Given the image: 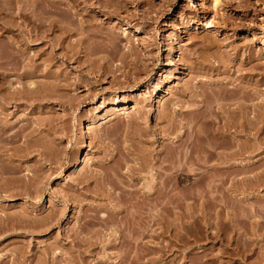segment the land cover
<instances>
[{
  "label": "rangeland",
  "instance_id": "1",
  "mask_svg": "<svg viewBox=\"0 0 264 264\" xmlns=\"http://www.w3.org/2000/svg\"><path fill=\"white\" fill-rule=\"evenodd\" d=\"M249 3L251 4L249 9L253 11L251 14H256L255 20L246 21L248 23L246 28L235 32L236 24L233 25L232 20L239 22V17L248 13L249 9L246 8V5ZM214 5L215 0H144L140 6H136V3L132 2L120 14L111 17L101 16L99 21L103 23L104 31H102L110 33V30H113L112 34L117 38L119 48L116 58L107 64L110 75L107 74L102 79L103 71L98 68L99 62L89 60L85 56V50L87 47H91V42L90 46L85 42L81 45L77 44L76 38L78 39L80 36L74 34V31H70L69 34L65 33L63 29L47 32L41 27L37 28V25L23 27L20 25L23 20L19 16L14 18L11 12L9 13L8 0H0V120L3 121L0 124V127H3L0 128V138L6 139L5 142L0 139V264H14L13 262L18 259L19 262H15V264H22L23 261H25L24 264H42L43 261L45 264H264V143L258 142L260 147L254 150L252 147L254 142L250 145L251 141L239 137L238 141L233 143L235 144L234 148L231 149L235 151L236 156L231 160L238 169L229 171L225 167L230 161L225 159L224 153L230 150H227V144L232 143L220 137H218V141L217 137L210 134L211 128L207 129L210 126L208 124H206L207 127H203L205 130L199 131L198 135L192 134L194 137H191L190 132L194 133V131L188 128L192 127L194 123L192 121L191 126L190 117L189 120L188 115L180 113V111L184 112L185 107L193 105L187 97L181 96L180 91L199 84V80H208L209 78V74L203 72L191 73L190 66L194 65L197 60L205 59L208 64H211L210 61H215L217 57L220 59L224 50L231 49L232 45L248 44L253 46L257 54L260 52L263 56L261 62L264 61V0H220L218 6L214 7ZM254 8L255 10H253ZM95 14L92 16L95 17ZM14 20L15 22H13ZM60 30L63 34H60ZM105 33L103 35H106ZM47 34L49 36L46 38ZM63 35L65 36L64 42L60 38ZM59 40L62 43H59ZM6 44H9L8 48ZM95 45L97 44L95 43ZM95 45L92 44L91 48ZM213 46L216 48L213 49ZM78 49L79 52L76 53L75 51ZM219 52L220 55H218ZM123 53L142 56L143 62L149 65L148 70L133 71L123 61ZM65 55L69 56V59ZM78 57L81 58L79 61H77ZM235 62L239 67L240 59ZM49 69L60 74V82L64 81L61 84L56 81L61 87H65L64 90H58L55 87L57 85L53 83L56 82L55 78L46 76V71ZM258 70L247 76L253 83L264 77V70H262L263 72ZM111 71L118 74L116 80H114V74ZM222 76L216 78L220 79L219 77ZM100 78L104 83L98 82ZM229 84L227 88H229ZM203 87L207 86L203 85ZM261 87L263 90L264 86ZM51 90L53 98L51 95L50 98L45 95V92L49 93ZM60 93H63L62 97L59 96ZM62 100L68 102L66 107L61 104ZM168 104L169 106H167ZM184 104V108H181ZM190 107L193 108V106ZM161 113L163 116L166 114L168 119L176 120L177 128H175V123H171L172 120L164 119ZM159 116H162L163 121L159 120ZM4 120H8V123L4 124L6 122ZM50 121L52 122L50 128L56 129L57 132L48 131ZM168 122L171 123L170 127H168ZM163 126H166L168 131L166 130L164 133L162 131L163 134L157 135V137L153 134L151 136V131L146 133V129H158ZM185 133L190 134L189 137ZM19 134L23 136L20 135V137ZM15 136L17 138L13 140V143L11 138ZM186 136L187 142L183 140L186 139ZM179 137L182 140H178ZM6 141L9 142L6 144ZM180 141H184V145L179 143ZM202 142L210 145L213 142L215 146L213 145L211 148L217 149L218 147V149L207 148L208 145L206 146L205 143L203 145ZM180 144H182L181 148L178 146ZM177 147L180 151L182 148L183 151L185 149V152L190 155V158L187 154L185 155L187 158L181 157L185 162L188 161V163L186 162L188 167L183 165L187 168V172L182 164V168H178L180 165L177 162L182 160L180 155L178 156L180 161L176 156L180 152L175 149ZM18 149H21L20 152ZM173 150L177 152L176 155ZM203 150L209 152L213 157L210 156L211 160L208 159L210 161L208 164L205 160L208 155L205 152V158ZM148 154L150 155L148 156ZM191 154L194 156L197 154L196 156H200V159L201 157L205 158L201 159L202 162L206 161L203 163L205 167L198 170L197 165L190 164V161L193 160L191 163H194V160H197ZM169 155L178 160L172 159L173 162H170L172 160ZM162 156L172 163L177 171L179 170L176 172L173 168L175 173H172L170 177L172 179H169L170 183L168 184L172 189H168L169 196L171 195V202L167 203L168 205L166 203L164 205V200H161L162 203L160 200L154 199L161 193L159 184L164 171L160 167ZM134 157L139 158L140 161ZM119 158L124 159L120 165ZM159 160L160 162H158ZM123 161L132 166L133 170L126 165L121 170L123 176L119 171L120 174L118 173L117 177L122 176L120 179H123L122 181L126 184L123 185L126 187V182L129 184V181L133 180V184L130 181L127 190L135 187V182L140 180L136 192L146 195H142V199H139L141 198L140 194L128 190L130 193L137 194L138 200L134 198L135 200L132 202L130 200L132 193L125 191L122 184L120 188H124V193L120 192L123 188L120 191L118 189L120 184L115 188L117 190L114 189L118 193L114 192L113 188L110 189L111 185L107 186L110 191L106 189L104 181L107 179V175L110 171L117 172V168L121 164L123 165ZM136 161L142 167V162H145L143 163L145 167L140 168L141 171L139 168L136 169V166L139 167ZM167 161L163 163V166L168 168L170 165L167 164ZM212 164H216V168L210 169L209 166ZM171 168L170 171L173 172ZM37 172L41 173L38 176L41 180L36 177ZM111 172L110 174H112ZM159 172L161 173L159 174ZM35 173L36 176H34ZM132 173L133 176L130 177ZM112 175L110 176L111 181L116 184L117 180L112 179ZM82 176L83 178L86 176L87 178L84 180L88 181L81 184L89 185L91 190L81 189L83 186L78 185L80 182L77 180H81ZM34 177L38 179V182ZM145 178L147 181L144 180ZM209 180L215 184L210 186V183L207 186ZM31 182L33 186L29 184ZM194 182L197 185L200 184V187L196 188L197 185ZM202 183L205 185H201ZM154 184L159 188L155 187L153 191H150L149 189H152ZM149 185H153L152 188L148 187ZM29 188L33 189V195H30L31 191L29 190L31 189ZM135 188H133L134 191ZM96 189L104 191L105 193H102L105 195L109 191L111 198H108V195L103 197V194L100 195L101 192L95 191ZM119 192L121 195L123 193V196ZM147 192L156 194L147 196ZM133 194L132 196L136 197ZM158 196L159 199H163L160 194ZM149 197H153V200L150 199V201ZM128 199L130 204H128ZM140 200L151 203L142 207L146 202ZM136 202L138 203L137 207L132 206ZM139 202H141V206ZM128 207L144 209L141 212V208H138L140 210L136 209L137 212L135 210L132 213L133 216L130 212L134 209L127 210ZM94 210L96 213L98 212V215L96 214L97 216L95 215L93 220L91 217L95 213ZM88 213L91 214V217ZM125 213L131 215L126 216ZM135 213L137 216V213H142V216L139 214L143 217H139L142 221L139 218L135 219V217L137 218ZM107 215L111 220L107 219ZM101 216H104L105 219ZM125 216L126 218H124ZM100 217L101 220H98L97 218L100 219ZM112 217L114 220L119 218L120 221L112 222ZM127 217L130 218L127 219ZM124 219L127 222L130 220V222L126 225V221L122 222ZM20 221L24 223V226ZM108 222L111 224L108 225ZM133 222L136 223L135 226ZM39 223L44 228L39 227ZM128 226L129 228H127ZM144 226L147 227L145 231L142 229ZM148 228H153L149 234L151 238L144 233L146 231L149 233ZM65 231L71 232L70 235ZM78 232L80 235L77 234ZM66 233L67 235H65ZM73 233L79 236L76 237L77 235L74 236ZM72 238L76 241H72ZM50 246L55 248L54 251L52 250L53 253L45 254L44 249ZM15 252L17 255L19 253L21 258L15 257ZM28 255L30 256L28 257ZM55 255L57 256L54 257L56 260H51L50 258ZM13 257L15 258L12 261Z\"/></svg>",
  "mask_w": 264,
  "mask_h": 264
},
{
  "label": "bare ground",
  "instance_id": "2",
  "mask_svg": "<svg viewBox=\"0 0 264 264\" xmlns=\"http://www.w3.org/2000/svg\"><path fill=\"white\" fill-rule=\"evenodd\" d=\"M259 1V0H258ZM8 2H9V13L11 12V15H12V17H14V18H16V17H20V19L21 20H23L22 22H21V24L20 25H22L23 27L24 26H29V25H37V28L38 27H41V28H43V29H45L47 32H49V31H51V32H53V31H55V30H57V29H63L64 31H65V33H69L70 31H74V34H76V35H79L80 37L77 39L76 38V43L77 44H84V42L87 44L88 43V45H89V43H90V45H91V47H92V44H94L95 45V43L97 44V45H95V46H97L96 48H94L95 46H93V48H89V47H87L86 48V50H85V56L87 57V58H89V60H93L94 62H96V61H98L99 62V70L101 69L102 71H103V73H102V75H101V77H102V79H103V77H105L107 74L108 75H110L108 72H109V70H108V63H111L112 62V60L114 59V58H116L115 56H117L116 54L119 52V48H118V43H117V38L112 34V33H114L113 32V30H110V33L108 32V33H105V32H103L104 30H103V23H101L100 21H99V18L101 17V16H107V17H111L112 15H115V14H120V12H124V10H125V8H127V7H129L130 6V4H132V2L133 3H136V6H140V5H142L143 4V2H144V0H8ZM3 3V2H2ZM219 3H220V0H215V5H214V7H216V6H218L219 5ZM247 3V2H246ZM8 5V4H7ZM246 5V4H245ZM250 3L249 4H247L246 5V8H248L249 9V7H250ZM253 10H255V8L253 9ZM259 10V9H258ZM92 12H94V13H96L94 16L95 17H93L92 16V14H94V13H92ZM247 12L248 13H246L245 15L243 14V16L242 17H239V22H233V20H232V24L234 25V23L236 24V27H235V32L236 31H241L242 29H244V28H246V26L248 25V23L246 22V21H254L255 20V18H254V16L256 15L255 13L252 15L251 14V12H253L251 9H249V10H247ZM255 12V11H254ZM261 12V11H260ZM259 12V13H260ZM10 15V16H11ZM258 15V14H257ZM6 16V15H5ZM131 16V15H130ZM133 16V15H132ZM23 19H22V18ZM228 17H229V15H228ZM13 18V19H14ZM231 18H232V16H231ZM257 18V17H256ZM18 19V18H17ZM150 19V18H149ZM19 20V19H18ZM152 20V19H151ZM234 20H237V19H234ZM4 21V20H3ZM225 21L226 22H228V20L227 19H225ZM13 22H15V20L13 21ZM20 22V21H19ZM208 22V21H207ZM10 23H11V21H10ZM209 23V22H208ZM250 23V22H249ZM12 24V23H11ZM17 24H18V22H17ZM227 24H229V23H227ZM226 24V25H227ZM225 26V25H224ZM228 26V25H227ZM240 26H241V28H240ZM14 28V27H13ZM22 28V27H21ZM41 28H39V29H41ZM104 28H105V26H104ZM111 28V27H110ZM227 28V27H226ZM35 29V28H34ZM38 29V30H39ZM42 29V30H43ZM118 29V28H117ZM45 30H44V32H45ZM103 30V31H102ZM36 31V30H35ZM58 31V30H57ZM252 31V30H251ZM60 32H61V30H60ZM55 33V32H54ZM106 34V35H103V34ZM125 33V32H124ZM50 34V33H49ZM49 34H47L46 35V38L49 36ZM60 34H63L62 32L60 33ZM59 34V35H60ZM70 34V33H69ZM68 34V35H69ZM255 34V33H254ZM58 35V34H57ZM65 35V34H64ZM61 36L60 38L62 39V41L64 42V39H65V36ZM124 35V34H123ZM253 34L251 33V36H252ZM43 36V35H42ZM41 36V37H42ZM124 37V36H123ZM128 37V36H127ZM191 37V36H190ZM254 37V36H253ZM59 38V37H58ZM130 39V38H129ZM49 40H51V39H49ZM128 40V39H127ZM204 40V39H203ZM252 40V39H251ZM131 41V40H130ZM129 41V42H130ZM207 41V40H206ZM218 41V40H217ZM14 42V41H13ZM61 41L59 40V43H60ZM92 42H94V43H92ZM196 42V41H195ZM62 43V42H61ZM133 43V42H132ZM199 43V42H198ZM198 43H196V44H198ZM9 44H11V43H9ZM8 44V45H9ZM195 44V45H196ZM214 44V43H213ZM7 45V44H6ZM8 45H7V48H8ZM87 45V46H88ZM89 45V46H90ZM132 45V44H131ZM209 45V44H208ZM232 45V44H231ZM236 45V44H235ZM235 45H232V48L231 49H228V50H224L225 52H223L222 54H221V57H220V59H217L216 58V60H218V62H215V61H210V62H214V63H218V64H208L207 62H206V60L204 61V60H202L201 59V61H198L197 60V62L194 64V65H191L190 66V70H191V73H193L194 72V74L196 73V74H198V73H200V72H203V73H206V74H209V78H208V80L207 79H202V81L201 80H199L200 81V83L199 84H194V85H192V87H189V88H185V89H182V91H180V94H181V96H185V97H187L188 98V100L189 101H191L190 103H192L193 105H190V106H193V108H191L190 106H188V107H185V110H184V112L183 111H180V113H185L186 115H188V119H189V117H190V123H191V126H192V124H193V126L192 127H189L188 129H191L192 131H194V133H192V132H190V134H191V137H194V136H192V134H199V131H203V127H207L208 125H210L207 129H210V132L208 131V133H210V134H212V136H215V137H217V140H218V137H220V138H222V139H224V140H227L228 142H230V143H232V144H227L228 146H226L227 147V150L228 149H233L234 147H233V145H235V144H233V143H235V141L239 138V137H242V139L243 138H245V139H247L248 141H251V143H250V145H252V142H254V144L252 145V147H254L253 149L255 150V149H257L258 147H260L259 145L260 144H263L264 143V89L262 90L261 88H263V87H261L262 85L264 86V77L263 78H260L261 80H259L258 82L256 81L255 83H253V81H251V79H248L247 78V76L248 75H252L255 71H257L258 69H260L261 71L262 70H264V61L263 62H261V60L263 59V56L260 54V52H259V54H257L256 53V51H255V49L253 48V46L252 45H242V46H235ZM11 46H13V45H11ZM198 46V45H197ZM216 46V45H215ZM215 46H213V49L214 48H216ZM83 47V46H82ZM208 47V46H207ZM11 48V47H10ZM210 48V47H209ZM245 48V49H244ZM81 49V48H80ZM83 49V48H82ZM81 49V50H82ZM222 49H224V48H222ZM226 49V48H225ZM80 50V51H81ZM84 50V49H83ZM130 50V49H129ZM145 50V49H144ZM54 51V50H53ZM201 51V50H200ZM217 51V50H216ZM219 51V50H218ZM217 51V52H218ZM221 51V50H220ZM231 51H233V52H231ZM76 53H78L79 52V49H78V51H75ZM74 52V53H75ZM149 52V51H148ZM147 52V53H148ZM209 52V51H208ZM76 53H75V55H76ZM82 53V52H81ZM214 53H216V52H214ZM242 53V54H241ZM12 55H13V53H11ZM124 54V62H125V64L127 65H129V67L131 68V69H133V71L135 70V71H138V72H141V71H147L148 69V66L149 65H147L145 62H143V58H141L140 56H138V55H135V56H133V55H131V53L129 54V53H123ZM136 54V53H135ZM8 55H9V53H8ZM198 55H200V54H198ZM198 55H197V57H198ZM218 55H220V52L218 53ZM242 55V56H241ZM10 56V55H9ZM65 56H67V55H65ZM210 56H211V54H210ZM6 57V56H5ZM4 57V58H5ZM13 57V56H12ZM68 58L67 59H69V56H67ZM71 57V56H70ZM148 57V56H147ZM200 57V56H199ZM203 57V56H202ZM209 57V56H208ZM214 57V56H213ZM11 58V57H10ZM58 58V57H57ZM204 58V57H203ZM215 58V57H214ZM33 59V58H32ZM67 59H65L66 60V62H68V60ZM79 59H81L80 57H78L77 58V61H79ZM122 59V58H121ZM193 59H194V55H193ZM196 59V58H195ZM240 59V61H241V63H239L240 64V66H242V67H238V66H236V62L235 61H237V60H239ZM16 60V59H15ZM14 60V61H15ZM18 60V59H17ZM20 60V59H19ZM31 60V59H30ZM29 60V61H30ZM83 60V59H82ZM13 61V62H14ZM97 62V63H98ZM195 62V61H194ZM209 62V63H210ZM10 63V62H9ZM2 64V63H1ZM18 64H20L19 62H18ZM113 64V63H112ZM5 65V64H4ZM9 65V64H8ZM16 65V64H15ZM21 65V64H20ZM117 65V64H116ZM32 66V65H31ZM96 66V65H95ZM121 66V65H120ZM124 66V65H123ZM248 66V67H247ZM3 67V66H2ZM5 67V66H4ZM9 67V66H8ZM35 67V66H34ZM34 67H33V69H34ZM120 68V67H119ZM131 71V70H130ZM259 71V70H258ZM260 71V72H261ZM112 73H113V71H111ZM263 72V71H262ZM115 73V72H114ZM113 73V74H114ZM203 73H201V74H203ZM112 74V75H113ZM128 75V74H127ZM223 75V76H222ZM46 76H48V77H53V78H55V81L57 80L58 81V83H60L61 84V82H63L64 80H61V82H60V80H59V76H60V74H58V73H55V72H52V71H50V69L49 70H47L46 71ZM87 76V75H86ZM217 76H222V77H219L220 79H218V78H216ZM254 76V75H253ZM113 77H114V80H116L117 78H118V74H114L113 75ZM133 77V76H132ZM215 77V78H214ZM250 77V76H249ZM194 78V77H193ZM204 78V77H203ZM253 78V77H252ZM254 80V79H253ZM57 81L56 82H53V83H55V85L57 84ZM190 81V80H189ZM4 82V81H3ZM98 82H100V83H104V82H102V80H101V78L98 80ZM114 82V81H113ZM253 83V85H252V83ZM1 83V82H0ZM194 83H196V82H194ZM229 83H231L232 85H230ZM32 84V83H31ZM228 84H229V88H227V86H228ZM254 84H255V86H254ZM203 85H206L207 87H203ZM248 85V86H247ZM251 85V86H250ZM52 86V85H51ZM53 86H54V84H53ZM62 86H64V84H62ZM231 86V87H230ZM252 86H254V87H252ZM55 87H57V89L58 90H64L65 89V87L63 88V87H61V85H59V84H57ZM261 87V88H260ZM179 89V88H178ZM44 91V90H43ZM46 91H47V89H46ZM8 92V91H7ZM53 93V91L51 90L49 93H46L45 92V95L47 96V97H49L52 93ZM42 93V92H41ZM56 93V92H55ZM43 94V93H42ZM8 95V94H7ZM42 96H44V95H42ZM45 96V97H46ZM52 96V97H51ZM50 97L51 98H53V96L54 95H51ZM56 96V95H55ZM59 96L60 97H62L63 96V93H60L59 94ZM5 97V96H4ZM45 97H44V99H45ZM49 97V98H50ZM8 98V97H7ZM38 98V97H37ZM48 98V99H49ZM64 98H65V96H64ZM199 98H201V99H199ZM5 99H6V97H5ZM14 100V99H13ZM39 100V99H38ZM70 100V99H69ZM10 101V100H9ZM67 103L68 102H66V101H63L62 100V102H61V104H64V107H66V105H67ZM189 103V104H190ZM124 105V104H123ZM71 106V105H70ZM73 106V105H72ZM121 106V105H120ZM167 106H169V104L167 105ZM183 106H185V104L184 105H182L181 106V108L183 107ZM123 107H125V106H123ZM113 108H114V106H113ZM120 108H122V107H120ZM166 108H168V107H166ZM184 108V107H183ZM187 108H188V110H187ZM117 109V108H116ZM123 110H124V108H122ZM117 111V110H116ZM174 112V111H173ZM172 112V113H173ZM5 113V112H4ZM163 113H165V112H163ZM163 113H161V115L163 116ZM179 113V114H180ZM110 114V113H109ZM0 115H1V113H0ZM160 115V114H159ZM169 115V114H168ZM185 115V116H186ZM6 116H7V114H6ZM5 116V117H6ZM162 116H159L158 118H159V120H162L163 121V118L164 119H168V118H166V117H168L166 114H165V116H163V118H162ZM171 116V115H170ZM173 117V116H172ZM1 119V118H0ZM137 119V118H136ZM169 121L170 120H172V118H169L168 119ZM4 121H6V120H4ZM8 121V120H7ZM4 122V124L5 123H8V122ZM25 121V120H24ZM176 121V120H175ZM175 121L174 120H172L171 121V123L173 122V123H175ZM192 121H193V123H192ZM0 124H2V120H0ZM161 122V121H160ZM25 123V122H24ZM42 123H43V121H42ZM41 123V124H42ZM163 123V122H162ZM169 123V124H168ZM167 124H168V127H170V122H168ZM9 124H10V122H9ZM41 124H39L40 126L39 127H41ZM49 124V123H48ZM51 124H52V122L50 121V126H49V128H48V131L49 132H52V131H56V129L54 130L53 128H50L51 127ZM206 124H208V125H206ZM47 125V124H46ZM45 125V126H46ZM132 125V124H131ZM159 125H160V123H159ZM174 125V124H173ZM175 128H177V124L175 123ZM200 125H202V127H200ZM20 126V125H19ZM22 126V125H21ZM172 126V125H171ZM166 127V126H165ZM165 127L163 126V127H160V128H156V129H151V130H148V129H146V133H147V131L148 132H150L151 133V136H152V134L155 136V137H157V135L159 136L160 134H163L164 132H166V130H167V127H166V129H165ZM172 127H174V126H172ZM202 129H200V128ZM0 128H3V127H0ZM10 128V127H9ZM8 128V129H9ZM25 128V127H24ZM56 128V127H55ZM35 129V128H34ZM37 129V128H36ZM165 129V130H164ZM169 129V128H168ZM173 129V128H172ZM172 129H171V131H172ZM4 130V129H3ZM32 130V129H31ZM176 130V129H175ZM205 130V129H204ZM6 131V130H5ZM162 131H163V133H162ZM168 131V130H167ZM0 132H1V129H0ZM3 132V131H2ZM19 132V131H18ZM41 132V131H40ZM57 132V131H56ZM55 132V133H56ZM136 132V131H135ZM144 132H145V130H144ZM143 132V133H144ZM170 132V131H169ZM201 132H200V134H201ZM17 133V132H16ZM21 133V132H20ZM32 133V132H31ZM30 133V134H31ZM52 133H54V132H52ZM145 133V134H146ZM188 133H189V130H188ZM14 134V133H13ZM190 134H187V133H185V135H188V137H189V135ZM1 135H2V133H1ZM4 135V134H3ZM21 134H19V136H20ZM27 135V134H26ZM95 135H97V134H95ZM134 135V134H133ZM9 136V135H8ZM17 137H18V134L16 135ZM14 137V138H11V140H12V142H13V140L15 139V138H17V137ZM21 136H23V135H21ZM20 136V137H21ZM28 136V135H27ZM26 136V137H27ZM98 136V135H97ZM199 136H201V135H199ZM207 136V135H206ZM3 137V136H2ZM4 137H5V135H4ZM12 137H13V135H12ZM25 137V138H26ZM127 137H128V135H127ZM190 137V138H191ZM197 137V136H196ZM205 137V136H204ZM159 138V137H158ZM213 138V137H212ZM0 139H2V138H0ZM94 139V138H93ZM206 139V138H205ZM205 139H202V140H205ZM214 139V138H213ZM4 140V141H3ZM5 140L6 139H2L1 141H3V142H5ZM9 140H10V138H9ZM19 140V139H18ZM25 140V139H24ZM178 140H182V138L181 137H179L178 138ZM183 140H186L185 142H187V136H186V139L184 138ZM195 140V139H194ZM212 140V139H211ZM103 141V140H102ZM208 141V140H207ZM207 141H206V143H207ZM213 141V140H212ZM214 141H215V139H214ZM219 141V140H218ZM218 141H216L217 143L216 144H218ZM238 141V140H237ZM240 141V140H239ZM3 142H1V143H3ZM9 142V141H8ZM7 141H6V144L8 143ZM17 142V141H16ZM96 142V141H95ZM184 141H180L179 143H185ZM258 142H260V144L258 145ZM14 143V142H13ZM199 143H200V141H199ZM205 143V142H204ZM204 143L202 142V144L204 145ZM205 143V144H206ZM209 143H210V141H209ZM206 144V146L208 145V147L207 148H211V146H213L215 143H213V142H211V144L212 145H210V144ZM10 144H11V142H10ZM182 144H180V145H178L179 147L182 145ZM258 146H257V145ZM21 145V144H20ZM184 145V144H183ZM198 145V144H197ZM245 145V144H244ZM26 146V145H25ZM107 146V145H106ZM215 146V145H214ZM262 146V145H261ZM23 147V146H22ZM21 147V148H22ZM179 147H177V148H175L176 150L179 148ZM182 147V146H181ZM180 147V148H181ZM185 147V146H184ZM187 147H188V145H187ZM202 147V146H201ZM201 147H199V148H201ZM205 147V146H204ZM203 147V148H204ZM233 147V148H232ZM251 147V148H252ZM4 148H5V144H4ZM8 148V147H7ZM13 148V147H12ZM186 148V147H185ZM202 148V149H203ZM236 148V147H235ZM6 149V148H5ZM25 149H27V148H25ZM206 149V148H205ZM211 149H216L215 147H213V148H211ZM217 149H218V147H217ZM216 149V150H217ZM246 149V148H245ZM248 149H249V147H248ZM261 149V148H260ZM264 149V148H263ZM19 150V149H18ZM21 150V149H20ZM20 150H19V152H20ZM23 150V149H22ZM195 150H197V149H195ZM199 150V149H198ZM201 150V149H200ZM208 150V149H207ZM225 150V149H224ZM228 150V152H225L224 154V156H225V159H227V160H229L230 162H229V164H228V161H227V166L225 167L226 169H228L229 171H234V170H236V169H238L237 168V166L235 165V163L233 164V157L235 156V151H233V150ZM244 150V149H243ZM259 150V149H258ZM129 151V150H128ZM166 151V150H165ZM174 151V150H173ZM178 151H180L179 149L177 150V152ZM182 151V152H181ZM177 155H176V153L177 152H175L174 151V153H175V155L177 156V158H178V156L180 155V159L182 160V158H187V157H185V155L188 153H186L185 152V149H184V151H183V148H182V150H181ZM212 151V150H211ZM249 151V150H248ZM1 152H4V151H1ZM51 152V151H50ZM119 152V151H118ZM131 152V151H130ZM170 152H172V151H170ZM185 152V153H184ZM190 152V151H189ZM203 154L205 155V152H206V154L208 155L207 156V159H205L206 158V155L204 156L205 158H203V157H201V159H205L203 162L201 161V159L199 158V157H197L196 155L197 154H195V156H194V154L192 155L191 154V156H193V157H196V159L197 160H194V163H191L192 161H190L189 163L190 164H192V165H197L196 166V168L199 170V169H202L203 167H205V165L203 164V163H209L210 161H208V159L209 160H211V155L209 154V152H207L206 150L204 151L203 150ZM242 152V151H241ZM22 153H23V151H22ZM133 153V152H132ZM173 153V152H172ZM194 153V152H193ZM200 153V152H199ZM237 153V152H236ZM42 154V153H41ZM168 154V153H167ZM200 154H202V153H200ZM200 154H198V155H200ZM213 154V153H212ZM223 154V153H222ZM240 154V153H239ZM10 155V154H9ZM51 155V154H50ZM150 154H148V156H149ZM172 155V154H171ZM188 155V154H187ZM237 155V154H236ZM14 156H15V154H14ZM48 155L46 154V157H47ZM124 156H126V155H124ZM161 156V155H160ZM190 155H188V157H189ZM203 156V155H202ZM211 156V157H210ZM213 156H214V154H213ZM223 156V155H222ZM242 156V155H241ZM20 157V156H19ZM129 157V156H128ZM155 157H156V155H155ZM169 157H170V155H169ZM175 157V156H174ZM182 157V158H181ZM236 157V156H235ZM234 157V158H235ZM51 158V157H50ZM120 158H122V157H120ZM119 158V159H120ZM135 158V157H134ZM168 158V157H167ZM171 158V160L172 159H176L175 161H177L178 159L177 158H172V156L170 157ZM190 158V157H189ZM213 158V157H212ZM223 158V157H222ZM114 159V158H113ZM126 159V158H125ZM136 160H138L139 158H135ZM155 159V158H154ZM180 159H179V161H180ZM232 159V160H231ZM47 160V159H46ZM50 160V159H49ZM53 160V159H52ZM122 160H124V159H122ZM121 159H120V162H119V165H120V163H121V161H122ZM127 160V159H126ZM141 160H144V159H141ZM149 160V159H148ZM161 162H162V164H161V169H163L164 171L162 172V175L161 176H163V177H161L162 179H160L161 180V182H160V188L158 187V185L157 186H155L156 184H154V186L153 185H149L148 187H151L152 188V186H153V188L152 189H149L150 191H153L154 190V188L155 187H157V189L159 188L160 189V191H161V193H159L162 197H163V199H159L160 197L158 196V195H156V197H154V199H158V200H164V205H165V203L167 204V203H170L171 201V195L169 196V191H168V189H172V188H170L169 187V185L170 184H168V183H170L169 182V179H172V178H170L171 176H172V173H175V171L174 170H176L175 168H174V165L172 164V163H169L168 161H167V159L166 158H164L163 156L161 157ZM184 160V159H183ZM182 160V161H183ZM187 160H189V159H187ZM235 160V159H234ZM11 161V160H10ZM38 161V160H37ZM139 161H140V159H139ZM150 161V160H149ZM165 161H167V164L169 163V165L172 167H166V166H163V163H165ZM170 161V160H169ZM182 161H180V162H177L180 166L178 167L177 166V163H176V166L178 167V168H180L181 167V164H182V167H183V165H186L187 167H188V165L186 164V162L188 163V161H186L185 162V160L182 162ZM247 161V160H246ZM260 161V160H259ZM124 162V161H123ZM122 162V163H123ZM137 162L138 161H136V164H137ZM142 162V161H141ZM147 162V161H146ZM157 162V161H156ZM158 162H160V160L158 161ZM170 162H173V160L172 161H170ZM185 162V163H184ZM225 162V161H224ZM6 163V162H5ZM118 163V162H117ZM143 163H145V162H142V165H143V167H145L144 166V164ZM175 163V162H174ZM184 163V164H183ZM18 164V163H17ZM135 164V163H134ZM138 164H139V167H137L136 165V169H138L139 168V170L141 171V169L140 168H143L141 165H140V163L138 162ZM172 164V165H171ZM248 164V163H247ZM99 165V164H98ZM102 165V164H101ZM100 165V166H101ZM105 165V164H104ZM118 165V166H119ZM127 165V163L126 162H124L123 163V165L121 164V166H119L118 168H117V172H111L112 174H110V172H109V175H107V179H105V186H106V189L108 190L109 188H107V186L109 185V187H110V185H111V188L110 189H112L113 188V191H114V189L116 188V187H118L117 185H119L120 184V186L118 187V189H119V191H120V189H122V188H120L121 187V184L123 185V184H125L122 180L123 179H120L122 176H123V174L121 173V170H122V168H124V166H126ZM192 165H189V166H191V167H193ZM245 165H246V163H245ZM115 166V165H114ZM128 166V168H130V169H132L131 167L132 166H129V165H127ZM141 166V167H140ZM163 166V167H162ZM181 167V168H182ZM185 167V166H184ZM183 167V168H184ZM191 167H189V168H191ZM247 167H248V165H247ZM246 166L244 167L245 169L247 168ZM13 168H15V167H13ZM170 168H171V170H173V168H174V170H173V172L172 171H170ZM177 168V169H178ZM186 168V167H185ZM184 168V169H185ZM209 168L210 169H214V168H216V164H212V165H210L209 166ZM40 169V168H39ZM114 169V168H113ZM119 169V170H118ZM183 169V170H184ZM245 169H244V171H245ZM15 170H17V169H15ZM43 170V169H42ZM116 170V169H115ZM133 170V169H132ZM135 170V169H134ZM154 170V169H153ZM188 170H190V169H188ZM10 171V170H9ZM119 171H120V173H119ZM129 171V170H128ZM216 172H217V170H215ZM15 171L13 170V173H14ZM17 172V171H16ZM42 172V171H41ZM135 172V171H134ZM149 172H150V170L148 171V174H149ZM161 172H159V174L161 173ZM170 172H171V175H170ZM176 172H179V170L177 171L176 170ZM182 171H181V169H180V173H181ZM186 172H187V168H186ZM214 172V171H213ZM215 172V173H216ZM221 172V171H220ZM11 173H12V171H11ZM38 174H37V176H36V173H35V175L34 176H36L38 179H39V177L38 176H40L41 175V173L40 172H37ZM120 174V175H122L121 177H117L118 175L117 174ZM129 173H131L130 171H129ZM184 173V172H183ZM225 173H226V171H225ZM228 173V175H229V172H227ZM230 173H232V172H230ZM40 174V175H39ZM93 174V173H92ZM116 174V175H115ZM153 174H155V173H153ZM158 174V173H157ZM158 174V175H159ZM113 176V178L112 179H114L115 181H116V184L115 183H113L114 181H111V178H110V176ZM134 175H135V173H134ZM209 175V174H208ZM20 176V175H19ZM91 176V175H90ZM89 176V177H90ZM115 176V177H114ZM133 176V173H132V175H130V177H132ZM92 177V176H91ZM110 179H109V178ZM116 177H117V179H116ZM138 177V176H137ZM136 177V178H137ZM150 177V176H149ZM155 177H156V175H155ZM35 178V177H34ZM33 178V179H34ZM37 178H35V179H37ZM41 178V177H40ZM82 178H83V176L81 177V180H77V181H79L80 183H78V185H80L81 183L83 184V183H85V182H87L88 180H84V178H87L86 176H84V178H83V180H82ZM103 178V177H102ZM101 178V179H102ZM153 178H154V175H153ZM17 179V178H16ZM32 179V180H33ZM34 179V180H35ZM38 179H37V182H38ZM95 179V178H94ZM104 179V178H103ZM135 179V178H134ZM211 179H214V178H211ZM14 180V179H13ZM33 180V181H34ZM39 180H41V179H39ZM145 181H147V179L145 178L144 179ZM154 180H155V178H154ZM205 180V179H204ZM31 181V180H30ZM32 181V182H33ZM131 182L133 181V180H130ZM129 181V184L131 183ZM135 181V180H134ZM138 181V180H137ZM153 181V180H152ZM156 181V180H155ZM200 182H201V180H199ZM215 181V180H214ZM213 181V182H214ZM32 182L31 183H29L30 185L32 184ZM35 182V181H34ZM123 182V183H122ZM139 182H140V180H139ZM139 182H135L136 184V188L135 187H132V189H130L129 190V188H128V190L129 191H131V190H133V192H136V189H137V184L139 183ZM144 182V181H143ZM157 182V181H156ZM197 182V181H196ZM200 182H198V183H200ZM206 182V181H205ZM127 183V187L128 186H130L129 184H128V182H126ZM150 183V182H149ZM155 183V182H154ZM203 183H204V181H203ZM201 184V185H205V184ZM211 183V184H210ZM35 184H36V182H35ZM81 184V185H82ZM91 184V183H90ZM101 184V183H100ZM131 184H133V182L131 183ZM194 184L195 185H197V183H195L194 182ZM210 184V186L212 185H214L212 182H210V180H209V183H207L206 185L208 186ZM4 185V184H3ZM37 185V184H36ZM104 185V183L101 185V188H102V186ZM126 185V184H125ZM28 186V185H27ZM32 186H33V184H32ZM38 186H39V183H38ZM37 186V187H38ZM83 186V185H82ZM124 186V185H123ZM134 186V185H133ZM200 187V184H198L197 186H196V188L197 187ZM19 187V186H18ZM28 187H30V186H28ZM35 187V186H34ZM33 187V188H34ZM87 187H89V185H84L83 187H81V189L82 188H86L85 190H87V191H89V190H91L90 189V187L89 188H87ZM125 187V191L127 190V187L126 186H124ZM175 187V186H174ZM195 187V186H194ZM76 188V187H75ZM78 188V187H77ZM133 188H135V191H134V189ZM205 188V187H204ZM29 189H31V190H29V191H31L30 193V195H33L32 194V188H29ZM37 189V188H36ZM36 189H34V190H36ZM94 189V188H93ZM103 189H104V191H106L107 192V190H105V187H103ZM110 189H109V191H110ZM147 189V190H148ZM189 189V188H188ZM195 189V188H194ZM25 190V189H24ZM39 190V189H38ZM70 190H71V188H70ZM99 191H97V189L95 190L96 192H101V194L100 195H102L103 193H105L104 191H101L100 189H98ZM115 190H117V189H115ZM123 190H124V188L122 189V191H120V192H123ZM127 190V192L128 193H130L129 191ZM141 190V189H140ZM148 190V191H149ZM198 190H199V188H198ZM26 191V190H25ZM28 190L26 191V192H29ZM37 191V190H36ZM36 191H34V192H36ZM75 191V190H74ZM80 191V190H79ZM87 191H86V193H87ZM108 191V196L107 195H105V194H103L102 196L104 197V196H107L108 198H111L110 196V192ZM138 191V190H137ZM142 191V190H141ZM157 191V190H156ZM92 192V191H91ZM103 192V193H102ZM114 192H116V193H118L117 191H114ZM120 192H119V194H120ZM133 192H131L132 194H133ZM99 193H97L98 195H99ZM124 193V192H123ZM123 193H122V195L121 196H123ZM130 193V194H131ZM137 194H140V196H141V198H139V199H142V195H144V194H142L141 195V193H139V192H136ZM155 193V192H154ZM153 192H147L146 194H147V196H154L153 194H154ZM28 194V193H27ZM126 194V193H125ZM132 194H131V197L133 198H131L130 196V200L133 202V200H135V199H137V194L135 195V194H133L134 196H136V197H133L132 196ZM156 194V193H155ZM163 194V195H162ZM72 195V194H71ZM110 195V196H109ZM116 195V194H115ZM118 195V194H117ZM116 195V196H117ZM119 195V196H120ZM70 196V195H69ZM73 196V195H72ZM118 196V197H119ZM144 196H146V195H144ZM34 197V196H33ZM73 197H75V196H73ZM117 197V198H118ZM124 197H125V195H124ZM128 197V198H129ZM159 197V198H158ZM161 197V198H162ZM76 198V197H75ZM78 198V197H77ZM120 198V197H119ZM118 198V199H119ZM126 199H127V194H126V197H125ZM135 198V199H134ZM148 198V197H147ZM146 198V199H147ZM153 198V197H152ZM152 198H150L149 197V200L150 199H152ZM71 199V198H70ZM70 199H69V201H70ZM121 199V198H120ZM119 199V200H120ZM124 199V198H123ZM75 200V199H74ZM73 200V201H74ZM112 200V199H111ZM138 200V199H137ZM153 200V199H152ZM72 201V200H71ZM76 201V200H75ZM77 201H78V199H77ZM122 200H120V202H121ZM126 201V200H125ZM128 201H129V199H128ZM140 201H142V200H140ZM145 202H146V200H144ZM144 201H142V202H144ZM151 201V200H150ZM149 201V203H151ZM161 201V202H162ZM181 201H183V200H181ZM110 202V201H109ZM144 202V203H145ZM148 202V201H147ZM146 202V204H144V205H142V207H145V205H147V204H149V203H147ZM157 202V201H156ZM77 203V202H76ZM79 203V202H78ZM77 203V204H78ZM121 203H123V202H121ZM125 203V202H124ZM140 203L141 202H139V205H140ZM163 203V202H162ZM128 204H130V201H129V203ZM132 204V203H131ZM258 204V203H257ZM115 205V204H114ZM124 205H126V203L124 204ZM123 205V206H124ZM137 205H138V203L136 202V204L135 205H133L132 204V206H135V207H137ZM168 205V204H167ZM77 206V205H76ZM80 206H82V205H80ZM96 206H98V205H96ZM128 206V205H127ZM130 206V205H129ZM141 206V205H140ZM86 207V206H85ZM94 207V206H93ZM104 207V206H103ZM108 207V206H107ZM116 207H117V205H116ZM131 207V206H130ZM130 207H128L127 208V210L130 208ZM89 208H91V206H89ZM106 208V207H105ZM114 208V207H113ZM113 208H111V209H113ZM138 208H141V207H138ZM138 208H136V209H138ZM86 209H87V207H86ZM93 209V208H92ZM91 209V210H92ZM108 209H109V207H108ZM115 209V208H114ZM124 209H126V208H124ZM130 209H134L133 207L132 208H130ZM129 209V210H130ZM136 209H134L132 212H130L131 214L132 213H134L135 212V210ZM144 208H141V210L140 209H138V210H140V212L143 210ZM167 209V208H166ZM165 209V210H166ZM41 210V209H40ZM97 210H99V209H97ZM163 210H164V207H163ZM263 210V209H262ZM26 211V210H25ZM82 211V210H81ZM95 211V210H94ZM93 211V212H94ZM167 212H168V210H166ZM85 212H86V210L84 211V214H85ZM110 212H113V211H111L110 210ZM136 212H137V210H136ZM139 212V211H138ZM165 212V211H164ZM167 212H166V214H167ZM38 213V212H37ZM123 213V212H122ZM121 213V214H122ZM126 213H128V211H126ZM126 213L124 214V215H126ZM89 214V217H91V214L90 213H88ZM93 214V213H92ZM98 215V212L96 213V211H95V213H94V215H92V219L94 220L95 218H94V216L95 215ZM114 214V213H113ZM118 214V213H117ZM120 214V213H119ZM131 214H127L126 216H128V215H131ZM138 214V216L136 215V213H135V215L137 216V218L135 217V219H138L139 217H141L142 216V213L140 214V213H137ZM139 214L141 215V216H139ZM149 214V213H148ZM54 215V214H53ZM96 215V216H97ZM123 215V216H124ZM133 215V214H132ZM43 216V215H42ZM56 216V215H55ZM83 216V215H82ZM86 216V215H85ZM84 216V217H85ZM95 216V217H96ZM112 216V215H111ZM122 216V217H123ZM126 216L124 217V218H126ZM134 216V215H133ZM22 217V216H21ZM20 217V218H21ZM53 217V216H52ZM52 217H50L51 219H52ZM87 217V216H86ZM102 217V216H101ZM101 217H100V219L99 218H97L98 220H101ZM109 217V218H108ZM25 218V217H24ZM50 218H49V220H50ZM54 218V217H53ZM56 218H57V216H56ZM102 218H104V216L102 217ZM128 218H130V217H127V219ZM132 219H133V217H131ZM141 218H143V217H141ZM141 218H139L140 220H141ZM1 219V218H0ZM82 219V218H81ZM105 219V218H104ZM107 219H110V216H108L107 215ZM112 222H115L116 223V221L118 222V220H119V218H117V219H115L114 220V218L112 217ZM167 219V218H166ZM27 220V219H26ZM56 220V219H55ZM54 220V221H55ZM83 220V219H82ZM81 220V221H82ZM111 220V219H110ZM21 221H23L22 220V218H21ZM20 221V223H22ZM25 221V220H24ZM42 221V220H41ZM53 221V220H52ZM53 221V222H54ZM87 221H88V219H87ZM92 221V220H91ZM120 221V220H119ZM126 221V225H127V223H129L130 222V220L127 222V220L126 219H124V220H122V222L124 223ZM142 221V220H141ZM25 222H27V221H25ZM107 222V221H106ZM42 224H43V222H41ZM99 223L100 224H102V222H100L99 221ZM103 223H105V221H103ZM119 223H121V222H119ZM123 223H121V224H123ZM134 223V226L136 225V223L135 222H133ZM138 223H139V221H138ZM17 224V223H16ZM24 223H22V226H24L23 225ZM28 224H29V222H28ZM45 224V223H44ZM50 224V223H49ZM48 224V225H49ZM54 224V223H53ZM91 224H93V223H91ZM111 224V222L109 223L108 222V225H110ZM4 225V224H3ZM3 225H2V228H3ZM11 225V224H10ZM18 225V224H17ZM20 225V224H19ZM26 225V224H25ZM47 225V224H46ZM52 225V224H51ZM105 225V224H104ZM107 225V224H106ZM125 225V226H126ZM129 225V224H128ZM149 225V224H148ZM6 226V225H5ZM28 226V225H27ZM27 226H25V227H27ZM37 226V225H36ZM41 226H43V225H41ZM40 226V223H39V227H41ZM82 226V225H81ZM83 226H85L84 224H83ZM87 226H89V224H87ZM94 226H95V224H94ZM134 226H132V227H134ZM145 226H146V224H145ZM144 226V228H146V229H144V228H142L144 231L145 230H147V227H145ZM151 226V225H150ZM38 227V226H37ZM38 227V228H39ZM106 227V226H105ZM124 227V226H123ZM139 227V226H138ZM149 227V226H148ZM259 227V226H258ZM2 228H1V230H2ZM16 228V227H15ZM33 228H35V227H33ZM41 228H44V227H41ZM84 228V227H83ZM119 228V227H118ZM121 229H122V226L120 227ZM127 228H129V226L127 227ZM141 228V227H140ZM21 229V228H20ZM85 229H86V227H85ZM91 229H92V227H91ZM141 229V230H142ZM153 228H148V231H149V233H147V231L146 232H144V233H146V234H148V236H149V234H150V232L151 231H153L152 230ZM165 229V228H164ZM258 229V228H257ZM40 230V229H39ZM79 230V229H78ZM83 231H84V229H82ZM88 230V229H87ZM86 230V231H87ZM90 230V229H89ZM142 230V231H143ZM69 231V230H68ZM124 231V230H123ZM130 231V230H129ZM131 231H133V230H131ZM135 231V230H134ZM138 231V230H137ZM142 231H141V233H142ZM258 231V230H257ZM65 232H67V231H65ZM64 232V233H65ZM73 232V231H72ZM85 232V231H84ZM89 232V231H88ZM91 232V231H90ZM89 232V233H90ZM259 232V231H258ZM68 233V232H67ZM67 233L65 234V235H67ZM70 233L71 232H69L68 234L70 235ZM122 233H124V232H122ZM137 233V232H136ZM74 234V236L75 235H77V234H79V232L76 234V233H73ZM72 234V235H73ZM81 234H83V233H81ZM88 234V233H87ZM97 234V233H96ZM99 234H101L102 235V233H99ZM68 235V236H69ZM72 235H71V237H72ZM80 235V234H79ZM79 235H77L76 237H78ZM85 236H86V234H84ZM95 235V234H94ZM64 236V235H63ZM67 236V237H68ZM74 236H73V238H74ZM91 236V235H90ZM130 236H131V234H130ZM133 236V235H132ZM135 236V235H134ZM75 237V238H76ZM150 237V236H149ZM66 238V237H65ZM72 238V239H73ZM89 238V237H88ZM136 238V237H135ZM134 238V239H135ZM151 238V237H150ZM80 239H82V238H80ZM59 240H60V238H59ZM61 240H62V238H61ZM72 241H74V239L72 240ZM76 241V240H75ZM74 241V242H75ZM103 241V240H102ZM123 241V240H122ZM89 242V241H88ZM93 242H94V240H93ZM83 243V242H82ZM96 243V242H95ZM112 243V242H111ZM59 244V243H58ZM70 244H71V242H70ZM110 245V244H109ZM112 245H114V244H112ZM119 245V244H118ZM130 245V244H129ZM73 246V245H72ZM107 246H108V244H107ZM132 246V245H131ZM138 246V245H137ZM54 246H50V247H47L46 249H44L45 250V254L47 253V254H49L50 255V253L52 254L53 253V251H54V249L55 248H53ZM75 247H76V245H75ZM74 247V248H75ZM78 247V246H77ZM103 247H106V246H103ZM134 247V246H133ZM79 248V247H78ZM78 248H77V250H78ZM80 248H82V247H80ZM100 248H101V246H100ZM107 248V247H106ZM71 249V248H70ZM96 249V248H95ZM24 250V249H23ZM53 250V251H52ZM88 250V249H87ZM18 251V250H17ZM52 251V252H51ZM81 251V250H80ZM80 251H79V253H80ZM19 252V251H18ZM21 252H22V250H21ZM25 252H27L26 250H25ZM44 252V251H43ZM56 253H58L57 251H55ZM82 252V251H81ZM104 252V251H103ZM24 253V252H23ZM27 253H29V252H27ZM59 253H60V251H59ZM44 254V253H43ZM60 254H62V253H60ZM81 254V253H80ZM105 254H106V252H105ZM15 257H17L18 256V258H21L20 257V255H19V253H18V255H17V253L15 252ZM21 255H22V253H21ZM14 256V255H13ZM24 256V255H23ZM30 255H28V257H29ZM32 256V255H31ZM78 256V255H77ZM15 257H13V259H12V261L14 260V258ZM45 257H46V255H45ZM51 257V256H50ZM54 257H57L56 255L55 256H53V258H50L51 260L53 259H55ZM31 258V257H30ZM42 257H41V261H42ZM48 259H49V257H48ZM49 259V260H50ZM16 260V259H15ZM29 260V259H28ZM56 260V259H55ZM82 260H83V258H82ZM81 260V261H82ZM20 261H23V260H21L20 259ZM2 262V261H1ZM6 262H9V261H6ZM15 262H19V259H18V261H15ZM15 262H13L14 264H15ZM24 263H25V261H23ZM85 262V261H84ZM24 263H22V264H24ZM26 263H28V262H26ZM31 263V262H30ZM43 263L45 264V262L43 261ZM42 263V264H43ZM55 263V262H54ZM8 264V263H7ZM29 264V263H28Z\"/></svg>",
  "mask_w": 264,
  "mask_h": 264
}]
</instances>
